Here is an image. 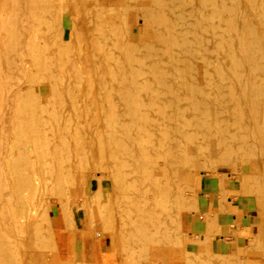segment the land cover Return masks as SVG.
<instances>
[{
	"label": "bare ground",
	"instance_id": "6f19581e",
	"mask_svg": "<svg viewBox=\"0 0 264 264\" xmlns=\"http://www.w3.org/2000/svg\"><path fill=\"white\" fill-rule=\"evenodd\" d=\"M85 1H98V3H100L99 1L101 0ZM80 2L82 3V1ZM24 3L30 5V9L26 10L28 11V14H26V18H23V15V17H17V14L23 10L24 7L22 5H24ZM51 3H53V1L51 2V0H0V22L5 21V23L7 24H4L6 26L5 28L3 27L4 25H1L2 28L0 27V29L4 30H0V264H32L30 258L26 259L21 254V249L23 250L25 245V238L29 234L28 228L30 225V220L38 210L36 208H38L39 206V209H41L44 214L49 215V209L52 203H54V200L52 202L48 201L50 195L53 196V198L56 197L58 198V200H60V203L58 204L59 212L57 223L61 227L66 228L70 225H76L78 220L77 213L73 210H70L69 204L63 202L64 199H62L66 195V185L72 182V180H75L76 174H82V178H84L85 173L83 171L86 169V166H89L87 172L90 171V166H94L95 160L98 159L100 160V163H102V167L100 166L102 178H100L99 180L97 178V184L99 185L98 198L103 204L101 205V207H98V209H101H99V211L97 210L96 214L99 213L100 215L99 218L102 221V226L100 225L101 228H104L110 234L101 237L100 235L97 236L93 231L94 235L97 236H95L97 239H93V245H91V247H93V255L96 258L106 255L104 252L105 239L110 241L112 248L115 250L122 238H127L130 241L132 239L134 241V238H136L139 240V242H141V246H143L142 252L146 254L143 250L148 249L149 255L147 256H151V254L153 255L154 253L155 246L158 247V245L166 242V239H164V241L162 240L163 235L168 230L171 231L172 229H175L173 227L175 226V224V227L178 228L179 224L177 225V222H180L181 220H174L173 222L169 221L168 223L170 224V226H168L169 224H165V222L162 220L161 211L164 212L165 216L168 215L167 213L171 214V210L169 209H171L172 207L177 211H180V209L182 211L184 207L186 208V206L184 205L188 204L189 207L191 200L194 199H192V194L190 196L188 195L189 200L184 198L185 196H182L183 192H181L180 190L181 186L178 185L179 183L175 184L176 182H182L181 180H185V182L190 180L189 176L180 170L178 162L181 161V156L186 155L195 168L198 163L197 161L199 160V158H201V155L203 156L205 150L209 148L206 139L210 138L211 140L210 135L206 136L207 138H204L205 144H203L204 140H201L203 145H200L199 142V144H195V142L197 141L196 137L195 140L192 138L196 133L192 132L193 135H191L190 137L188 136L190 135L188 134V131L190 130L191 132V130H194L195 132V130L198 129L199 125H201L200 127H202V125L204 124L211 125L214 121V117L208 113L206 104L204 103L208 93L205 90L203 84L214 80L216 86L217 76L215 74L217 72L215 73L213 69L214 66L220 65L217 64V50H220L225 58L227 57L226 59L230 61V72L228 73H230V76L236 79V84L238 85V94L241 96V98H246L247 101H249L250 106H248L247 110L244 112V118L246 119L247 123L250 124L252 130H256L257 132L261 133L260 136L264 134V118L261 119V117H259V113V116L256 117L257 114L255 116L253 111L255 109L254 101H258L256 99L261 100V98H253V96L262 97L264 95V0H149V5H145L147 8L143 6V9H146L144 10V22L146 28L148 25H151V27H153V31L151 32L153 37L155 38L153 40L157 41V43L160 45V47L154 46L153 48H155L154 50H159L163 53H161L165 57L163 59L160 58L156 53L157 51L155 52L154 50L153 51L158 55L159 58L152 59L151 56L153 57V55L155 54L151 55V53H149L150 48L149 50L147 49L148 52L144 51L146 54L149 53L151 55L148 59H145V56H147L148 54L145 55V53L143 52L142 56L145 55V58L143 59H140L138 55H132L130 52L129 53L132 56H130L129 54L125 56L123 53H128L126 51L130 50L126 49H131L133 45L129 42L126 48L123 46L124 44H121L118 38L117 39L120 42L119 46L122 45L121 48L126 50L125 52L123 50V53L119 51L120 49L118 50V52H121L123 56H117L116 51L113 52L111 49H109V51L111 50L113 53L111 51L110 54L107 53L109 52L108 50L105 53V50H102L105 53L103 54L101 53V50H99L100 45L96 49L100 51L101 55H94L93 52L95 50H90V47L88 46V49L92 51V55H89L86 48L83 47L87 44L86 41H81L78 46L73 45L71 43V33L66 35V33H64L62 30H53V25L55 24V27L57 26L56 22L51 26L49 25V22H47V20L45 22L46 25L48 24L46 28L48 26H51L53 27L52 30L55 31V33L58 32L57 36L53 32V36H56L53 39H55V41L57 40V43L55 45H57L58 43H60L61 46L64 45L71 47L73 45V48L71 47L72 50H70L68 52V55L66 56L67 60L64 59L65 61H61L62 59L60 56V61L59 59L56 60V58H58L54 55L56 53H52L53 51H49L51 43L48 44L50 45L49 47L44 43L41 44L38 37L37 39L39 40L41 47L39 46L40 48H38L36 46V44L38 45L39 43L38 41L36 42V40L33 38L34 32L35 35L38 34V32L39 34L41 33V36L42 31H44L45 29H38L37 27H39L40 25L36 23L35 24L37 25V27L35 24H33V26L38 29V32L34 31L35 29L33 28V26L32 29L34 32L32 31V29H30L31 23L37 20L39 21L40 19V21H43V19H46L47 15H50L48 13H52V11H54L56 9L55 7L57 6L59 7L58 10L60 9L59 11L61 12L60 5L66 4L64 2V4L60 2V5L57 3V6L53 7V4L51 6ZM242 3H244V7L242 6ZM96 6L97 7L94 8H98V4ZM52 7L54 8V10L51 9ZM101 8L102 7L94 10L92 14H90L91 17H94V20L97 21V23L100 20H103V17L105 16L104 14L109 13H103L104 9L102 10ZM107 8L109 9L108 6ZM133 8L131 7L130 9ZM124 9H122V11H124ZM58 10L56 12H53V16L54 13L58 12ZM136 11L138 10L136 9ZM60 12H58V14L61 15ZM84 12H86V10ZM84 12H82V14H84ZM88 12L90 13V11ZM125 13L127 12H124V14ZM110 14L108 17L111 16ZM60 15H57L55 19L57 18V22L61 23ZM27 16L29 18H27ZM123 16L125 17V15ZM80 17V19L84 20L81 15ZM124 17L121 18H123L124 20ZM141 18L143 19V17ZM87 19L89 20L90 16H88ZM114 19L116 20V18ZM142 19L141 22H143ZM38 21L37 23H39ZM110 21H112V19ZM114 21L112 22L113 26ZM89 22H91V20ZM134 22L136 23V20ZM82 23H84V21ZM103 23L105 25V22ZM123 23L125 22H122V26H125V24ZM219 23H221V25H218ZM40 24H42V22ZM106 24L108 23L106 22ZM117 25L118 24H116L115 26L117 27ZM97 26L98 25L96 24L95 27ZM79 27H81V25ZM95 27L91 26V28L93 29ZM104 27L105 26H103L102 28ZM110 27L109 29L106 28L105 32L109 33L110 35L117 34V36L114 35L115 40H117L116 37H119L118 34L122 35L121 33H119L120 29L118 31L114 30L116 29L115 27ZM119 27L120 26L118 25V28ZM148 27L149 29L151 28L150 26ZM226 27L230 28V31L229 28L227 29L229 32L225 31ZM56 29L59 28L56 27ZM81 30L79 34L83 32ZM96 30H99L98 27L96 28ZM113 30L114 32H111ZM89 31L92 32L93 30ZM89 31L88 34L90 33ZM116 31L117 33H115ZM45 32H43V34ZM39 34L37 36H39ZM50 34L49 36H47V39L46 37L43 38L46 39V41L43 40L45 41V43L48 41V39L52 40V37L48 38L50 37ZM79 34H77V36ZM95 38L96 37L94 36V41H91L93 43H95L96 41V44H98V38H96L97 40H95ZM82 40L84 39L82 38ZM121 41L123 43L122 38ZM117 43L116 45L114 44L116 50L119 48ZM152 43L154 44V42ZM99 44H101V42ZM93 45L94 47L97 46H95V44H92L91 48L93 47ZM145 45L143 43L144 47ZM53 46L54 45L52 43L51 49ZM101 46L103 47V44ZM147 46L149 47L150 45L148 44ZM156 47L159 49H157ZM97 50L95 51V53L97 52ZM157 55L154 57H157ZM134 57H138L140 60L138 58L135 59ZM76 62H79V64L81 65V70L77 66H75ZM225 65L226 62L224 64V69L226 68ZM223 72L226 73L225 71ZM224 73L221 74L224 76ZM40 75L44 79L38 80V77ZM220 79H222V76L218 79V82L221 81ZM227 80L231 81L230 79ZM231 82L230 84H232ZM227 86L229 87V85ZM211 89L213 91L216 90L213 88ZM229 89L226 90L227 94L223 91L225 93L223 97H226L222 98V109L224 111H226L227 106L228 108L230 107V98L233 97V95L231 96V92L229 91ZM46 90L51 94V97H49L50 95L48 97L53 99L48 101L45 100L46 102L43 103L44 99H48V97L43 96V93ZM52 94L56 97L52 96ZM189 95H192L196 98V100L190 101L191 103L189 102V105L192 104V106L195 107L196 110L198 108L203 113V116L201 115L203 118L200 120H196V122H189L184 118L185 112L183 108L185 102L189 101L187 99ZM235 95L232 98L233 100L236 97ZM234 101V106L238 107L235 104H240L239 100L237 103H235L236 101ZM110 103H112V105ZM243 103L245 104L246 102ZM259 104H261L258 105L261 108L262 102H260ZM241 105H239L240 108ZM258 108L255 109V112H258L256 111L258 110ZM262 108V111L264 112V107ZM193 109L194 108H192V110ZM230 109L233 110V107ZM239 109L234 110L236 112H240L242 108L240 110ZM92 111L96 115H102V121L99 122H101V124L103 122L104 126H106V129L104 127L99 128L98 125L96 127H98L99 129H96L94 127L96 119L94 118V120L90 118V120L92 119L91 122H94L93 127L96 130L94 131L92 129V131L91 129H86L89 131L84 134L83 129L86 127L89 128L88 126L90 124L88 125L89 120L87 118L89 112ZM262 111L261 113H263ZM238 113L237 116L239 115ZM231 115L230 130L231 132L232 130L233 132L234 130L239 131L241 128L237 130L238 126H240V124H238V120H240L243 115L241 114V116L239 115V117H237L236 114H233L234 116ZM172 116L176 118V137L169 136V133L173 131L170 130L173 127L171 125ZM255 118L258 119L256 120ZM85 122H87L88 126L84 124ZM241 126L243 127V125ZM225 127L223 126L224 129ZM244 127L246 128V124L244 125ZM80 128L83 131H81L83 133V137L81 136L82 138L78 142H76V144L75 142L72 143L74 141L72 138L77 134V131L78 129L80 130ZM220 129V131H222V127ZM100 130L103 131L99 132ZM217 132H219V130H217L215 134H217ZM78 133L80 132L78 131ZM253 133L251 134L253 135ZM237 134H239L240 136L243 133L237 132ZM245 134L246 133H244L243 135ZM243 135L241 138L244 137ZM77 136H79V134ZM77 136L75 137L77 138ZM186 136H188L189 139H193L194 143L188 142L189 139L186 141L184 138ZM213 136L214 134L212 133V138ZM247 136L244 138L246 139ZM200 137L202 138V136ZM230 137H232L231 134ZM235 137L236 136L232 137L233 139H231L230 143L233 141L234 143L236 142L237 145L234 144L235 149H237V146L238 148L242 147L243 144L241 143V145L240 141L238 140L240 138ZM262 139L263 138H261V140ZM254 140L256 141L255 143H258L256 139ZM225 141L222 143L223 145L227 143H225ZM238 141L241 146H239V144L237 143ZM204 145H206V147ZM226 145L228 146V144ZM262 145L264 146L263 142L260 145L258 143L257 147L261 146V148H264ZM212 146L211 148H213ZM227 146L222 147H224L225 149V147L227 148ZM250 146L248 147L252 149V146ZM231 147L232 146L228 148ZM256 148L254 147L253 150L257 151ZM214 149L216 148L211 149V152ZM232 150V152L236 151L234 149ZM231 151L229 150L230 153ZM37 152H42V155L44 153L43 160L41 162L34 163V161L37 162L36 159L34 160L35 154H37ZM213 152L212 154L215 153ZM224 152L226 154V151ZM239 152H241V154L238 153V155H242L243 151ZM259 152L258 154L256 153L255 156H259ZM228 154L226 155V157L228 156ZM247 155H251V158L252 156H254L250 152H248ZM36 156L38 157V155ZM204 156L206 155L204 154ZM210 156L212 155H208V158H210ZM204 158L206 159V157ZM242 158L243 159L240 160H245L246 162L247 158L249 157L246 158L245 156L246 159L244 157ZM213 159H207L204 163L213 164L215 163V158ZM236 159L234 157V160ZM94 170L97 171L96 169ZM262 176L263 175H261V177ZM261 177L260 179L263 178ZM72 183L73 186L76 187L74 185V182ZM104 183L108 187V189L111 190V193L106 197L103 196L102 191ZM172 184H174L173 186L177 185L175 188L176 190L174 188L171 189L173 193L175 192L173 194V198L170 196V188ZM262 185L264 186V184ZM67 189L69 190V188ZM259 189H261V187ZM81 195L84 196V200H87V197L83 192ZM68 196L65 198V200L68 198ZM72 196L75 197V195L73 194ZM167 196L171 197L172 200L170 198L168 199ZM81 197L80 199H82ZM84 200H82V202ZM167 200H171L172 202L170 203V201ZM67 201L68 200H66V202ZM87 203L88 202H86V205H89ZM171 204L174 205L170 207L169 205ZM89 207L87 206V208ZM89 210L92 209L90 208ZM186 210L188 211L189 209H184V211ZM34 211L36 212L34 213ZM86 212L87 211H85V213ZM89 212L90 211H88L87 214H89ZM93 212H95V210H93ZM183 214H185V212ZM43 217L44 216H42V218ZM35 219H41V217ZM88 220H90V216ZM212 220H216V218H213ZM216 221L220 223V217H218ZM89 222H91V220ZM95 222V224H97L98 220H95ZM32 226L33 228L38 227L35 226V223L32 224ZM180 227L183 226H179V228ZM95 228H93V230ZM104 229L101 231H104ZM247 229V227H241L239 230L240 236L248 234ZM169 234L170 233L167 234L168 236H166V238L171 239L172 237L170 238ZM70 239L71 247L69 246L70 249H66L68 252L67 254H69V258H71L70 250L72 249V238ZM38 241L42 243L44 240L42 242L40 240ZM124 241L125 240H122L123 244ZM144 241H146L149 247H145L146 245H143ZM134 242L136 243V241ZM67 243H64V245H67ZM122 243L120 245H122ZM132 243L133 242H131V244ZM61 244L58 246H62ZM173 244L174 243H172L171 245L172 249ZM168 245H170V243ZM86 246L88 247V243L86 244ZM128 247L129 244L126 246V248L128 249ZM165 247L167 249L170 246L166 245ZM160 248L162 247L160 246ZM127 249L124 251L126 252ZM42 250L44 251L46 249ZM134 250L135 249H133L132 252ZM198 250H200V248ZM157 251H155V253H157ZM41 253V256H43V252ZM134 253L132 254L134 255ZM163 253L161 254L163 255ZM24 254H26V252ZM138 256L139 258L142 257V255ZM163 256L168 257L166 255ZM54 257L56 258V255ZM155 257L154 259H159L158 257ZM165 257L163 259H165ZM44 258L42 259L44 260ZM130 258L128 256L129 260ZM50 259L48 260L51 261ZM166 260L168 259L166 258ZM227 260L228 259H226V261ZM54 261H58L59 264H61L60 262L64 264V262L66 263V261L71 262V259L66 261H60L56 259ZM123 261L127 262L125 258ZM70 262H67L66 264H69ZM158 262L159 260L157 261V263ZM191 262L193 263V261ZM77 263L81 264L80 262ZM99 263H101V261Z\"/></svg>",
	"mask_w": 264,
	"mask_h": 264
},
{
	"label": "rangeland",
	"instance_id": "374dc122",
	"mask_svg": "<svg viewBox=\"0 0 264 264\" xmlns=\"http://www.w3.org/2000/svg\"><path fill=\"white\" fill-rule=\"evenodd\" d=\"M52 1H53V3H51V6L53 4V7L57 6L56 4L57 3L59 4L60 2L66 3L65 5H62V4L60 5L59 4L61 6V12L59 11L60 9L58 10V8H59L58 6L55 7L58 10V12L61 13V15L58 14V12H57V13H54V16H53V12H56L57 10L56 9L54 10V8L52 7L51 9L54 10V11L50 10V11H52V13L51 12L48 13L50 15H47L46 19H43V21H40L41 20L40 19L39 21L37 20L39 23H37V21L31 23V26H30L31 28L30 29H32V26L35 23L40 25L39 27H37V25L35 24L38 29H43V30L44 29L45 30L47 29L46 32H45V30L42 31V35L40 36L41 33L39 34L38 29L35 28V26H33V28L35 29L34 31H37L38 34H39V36H37L38 34L35 35V32L32 29V31L34 32V35L37 36V37H35L33 35V38L36 40V42L38 41L39 44L38 45L36 44V46L38 48H40L41 47L40 45L43 44V43L46 44V45H48L49 43H51V46H52V43H53V45H54L53 47L54 48L52 47V49H51V46L50 45H48V47L50 46L49 47V49H50L49 51H51V52L53 51L52 53H56V54H54L55 56L58 57V58H56V60L59 59V56L62 59L61 61H63L64 59L67 60V57L66 56L68 55V52L70 50H72L71 47L73 48V45H75V46L77 45L78 46L81 43V41H86L87 42V44L85 45L86 47L85 46H83V47L86 48V50L88 51L89 55L91 54L92 51H94V50L96 51L97 50L96 48L99 47V45H100V47H99L100 49L99 50H101V53H103V54H105L107 50L109 51V49H111L113 52L116 51L117 56L118 55L119 56H123V54L126 56L127 54L130 55V53H131L134 56L138 55L140 59H143L145 57H146L145 59H148L152 54H155V55H153V57L158 54L160 58H162V59L165 58L164 55H162L163 54L162 52H160L159 50H154L155 48H153L154 46L160 47V45L157 43V41L153 40V39H155L153 37L152 33H151L153 31V27H151V25H148V26L151 27L149 29L148 26H147V28L145 26V22H144V13H145V11L144 10H146V9H143V8L144 7L147 8L146 6L149 5V0H145V1L144 0H135L136 2L134 0H123V1L122 0H101V1H99L100 3H98V1H93V2L87 1L86 2L85 0H74V1H71V0H62V1H59V0H51V2ZM55 1H56V3H55ZM65 1H68V2H65ZM80 1H82V3ZM117 1H119V2H117ZM95 2H97V3H95ZM76 3H79V4H76ZM126 3H127V5H126ZM97 4H98V8H94V7H97L96 6ZM242 4H243L242 6L244 7V3H242ZM24 5H22V6L25 8L28 4L24 3ZM130 5H131L132 8L133 7L136 8L138 11H136V9H134V8L133 9H130L131 8ZM29 6L30 5H28L26 7L27 9L26 8L24 9L22 7L23 8V10H22L23 12L22 11L19 12L17 14V17L23 15L24 17L23 16L22 17L23 18H26L25 16H26V14H28L27 13L28 11H26V10L30 9ZM64 6H66V7H64ZM82 6H85V7H82ZM86 6H87V8H86ZM107 6L109 7L110 10H112V9L113 10L110 11L107 8ZM120 6H121V8H120ZM124 6H126V7H124ZM100 7H102L101 8L102 10L104 9L103 10V13L104 12L105 13L109 12V13L104 14L106 17L104 16L103 17V20H100L97 23V21L94 20V17H91L90 14H92V12L94 10L99 9ZM111 7H112V9H111ZM122 9H124V11H122ZM141 9H143V10H141ZM85 10H86V12H84ZM139 10H141V11H139ZM88 11H90V13ZM82 12H84V14H86V15L82 14ZM124 12H127V13L124 14ZM110 13H112V14H110ZM121 13H123V14H121ZM29 14H30V12H29ZM109 14L111 15L110 17H108ZM57 15H60V17H61V23L60 22H57V18L55 19V17ZM80 15L83 17L84 20L80 19L81 18ZM118 15L119 16L121 15V16L119 17ZM123 15H125V17ZM138 15H140V16H138ZM88 16H90V19L89 20L87 19ZM114 16H116V17H114ZM113 17L116 18V20ZM121 17H124V20ZM141 17H143V19ZM27 18H29V17L27 16ZM111 19H112V21H110ZM118 19L120 20V23H119V20ZM141 19H142V21L144 23L141 22ZM90 20H91V22H89ZM135 20H136V23L134 22ZM46 21L49 22V25H51V26L56 22V25H57L56 27L59 28V29H56L55 24L53 25L54 28L51 27V26L50 27L48 26L49 28L48 27L46 28V26L48 25V24L46 25V23H45ZM83 21H84V23H82ZM113 21H114V26L112 25L113 24L112 23ZM121 21L122 22H125V23H123V24H125V26H122V22ZM41 22H42V24H40ZM95 22L98 25L97 27H98L99 30H96L97 27H95V25H96ZM103 22H105V25H104ZM106 22L108 24H106ZM43 23H44V25H43ZM115 23L118 24L120 27L118 28V25L116 27L115 26L116 25ZM4 24L7 25L5 23V21H1L0 22V27H1V25H4ZM5 25L3 26L4 28L6 27ZM80 25H81L82 28L79 27ZM218 25H221V23H219ZM91 26L92 27L94 26L95 28L93 29V28H91ZM103 26H105L104 27L105 29L102 28ZM110 26L113 27V28L115 27L116 29H114V30H118L119 31V29H120V32L119 33L122 34V35L118 34V36L120 38L119 37H116L117 34H114V35H116L115 36L116 39L118 38L122 45L124 44L123 45L124 47L127 48V44L129 42L132 43V45H133L132 48L131 49H128V48L126 49V50H130V51H126L125 49H122L121 48L122 45L119 46L120 42L118 41V39L115 40L113 34L110 35L109 33H106L105 32L106 31V28L109 29ZM122 27H124V28H122ZM52 28H53V30H56V31L57 30H59V31L62 30L64 33H66V35H68V34L71 33V35H72V37H71L72 38L71 39L72 40L71 43L73 45L70 47V46H64L62 44L63 46H61V44L58 43L59 45L57 44L58 45V47H57V45H55L57 43V40L55 41V39H53V38L57 36V33L58 32L55 33V31H53ZM80 28L81 29L84 28V29L81 30ZM144 28H145L146 31L144 30ZM228 28L226 27V30H225V28H224V30L225 31H228L227 30ZM49 29H50V31H49ZM72 29L75 32H73ZM0 30H2V29H0ZM80 30L83 31V32L79 34ZM89 30H93V31L90 32ZM114 30L111 31V32H114ZM124 30H126L128 32H126ZM2 31H4V30H2ZM88 31L90 32L89 34H88ZM229 31H230V28H229ZM40 32H41V30H40ZM43 32H45L46 35H45V33L43 34ZM53 32H54V34H56V36H53L54 35ZM84 33L85 34L87 33V34L85 35ZM99 33H101V34H99ZM115 33H117V31ZM49 34H50V37H48V38H51L52 37V40L55 41V42H53L51 39H48V41L45 43V41L47 39V36H49ZM75 34H76V36H75ZM77 34H79V35L77 36ZM106 35H108V36H106ZM123 35H124V37H123ZM92 36L93 37L95 36L96 38H98V42H97L98 44H96V41H95V43L92 42V41H94V39H93ZM45 37H46V39H43ZM101 37H103V38H101ZM37 38L40 40L41 44H40V42H39V40ZM82 38L84 40H82ZM96 38H95V40H97ZM105 38H106V40H105ZM121 38L123 39V43L121 41ZM43 40H45V41H43ZM114 40H115V42L116 41L119 42V43L116 42L117 45H118V47H119L117 50H116V48L114 46V44L116 45V43L114 42ZM151 40H152V42H154V44L151 42ZM89 42H91L92 44H95V46L96 45L97 46L94 47V45H93V47H92L93 49H92L91 48L92 44L89 43ZM100 42H101V44H99ZM113 42H114V44H113ZM142 42L144 43V45L146 44L145 45L146 48L143 46V43ZM147 43L150 45L149 47L147 46L148 45ZM150 43H152L153 46ZM102 44H103V47L101 46ZM125 44H126V46H125ZM88 46L90 47V50H92V51H90L88 49L89 48ZM104 47H106L107 49L104 48ZM55 48H57V49H55ZM66 48H68V49H66ZM102 48H104V49H102ZM139 48L141 49V51H140ZM149 48L152 51H150ZM59 49H61V50H59ZM62 49H64V50H62ZM147 49L149 50V53H151V55L149 53H147L148 55L145 53V52H148ZM157 49H159V48H157ZM55 50H56V52H55ZM66 50H67V52H66ZM102 50H105V53ZM118 50L121 51L122 53H123V50H124V52L126 51L128 53H126V54L123 53L122 54L121 52H118ZM153 50L155 52L157 51L156 52L157 54ZM95 51L93 52L94 55H101L100 51L97 50V52H99L100 54L97 53V52H96L97 53L96 54ZM110 51L107 52V53L110 54L112 52V51L111 52ZM142 52L145 53V55H147V56H145V55L142 56V54H143ZM132 55H130V56H132ZM158 55H157V57H154V58L151 56V58L152 59H158L159 58ZM134 58L137 59L138 57H134ZM224 58H225V56L221 53V51L220 50H217V60H218L217 64H220V65L214 66V69H213L215 71V73L217 72L215 74L217 76V78H216L217 79L216 86H215L214 80L209 81L208 83L203 84L205 90L208 93L207 96H206L207 98L204 101V103L206 104V109H207L208 113L214 117V121H213V123L211 125L204 124V125H202V127H200L201 125H199L198 129H196L195 132H194V130H191V132L189 130L188 131V134H190V135L187 134L188 136L191 137V135H193L192 132L193 133H196V134L193 135L192 138L195 140V137H196V140L197 141L195 142V144H197L199 142L200 145L202 144V141L201 140H204V138H207L206 136L210 135L211 140H210V138L209 139L208 138L206 139V142L209 145L208 146L209 148H207V149L205 148L206 150L209 149L208 150L209 152L205 150L204 154L206 156H204V154H203V156L201 155V158H199V160L197 161L198 163H197V165H196L195 168L193 167V164H191V162L189 161L188 156H186V155L181 156V161L178 162L180 170L183 171L186 175H188L189 178H190V180L187 181V182H185V180L184 181L181 180L182 182H176L175 184H178L179 183L178 185L181 186L180 187V190H181V192H183L182 193V196L183 197L185 196L184 198H186L187 200H189L188 198L192 194L193 195L192 199L193 198L194 199L191 200L192 203L190 202L191 205L189 204V207H188V204H185L184 206H186V208L184 207L182 211H181V209H180V211H177L176 209H174L172 207L174 204L173 205L172 204L169 205L170 207H172L171 209H169V210H171V214L167 213L169 216L168 215L165 216L164 212L161 211L162 220L165 222V224H169L168 223L169 221L170 222L171 221L173 222L174 220L178 221V220L181 219L180 222H181L182 225L178 221L179 222V223L177 222V225L179 224L178 225V228L175 227L176 226V224H175V226H173L175 229H172L171 231L168 230L166 232L167 234L170 233L169 236H170V238L172 237L171 239L166 238V236H168V235L165 233L163 235L162 240L164 241V239H166L165 240L166 242H163L164 245L161 244V245H158V247L155 246L154 253H155V251L158 250V248H159V250L155 254L152 251L153 255L151 254V256H147V255H149V253H148L149 250L148 249L143 250L146 254H144L142 252L143 246H141L142 245V244H140L141 242H139V240L136 239V238H134V241H136V243L133 241V239L130 241L127 238L126 239L125 238H122L120 240L121 242L119 241V243L117 245V248L115 250L112 248L110 241L107 240V239H105L104 252H105L106 255L100 256L98 258H96L93 255V252H92L93 247H91V245H93V243H92L93 239L96 240L97 239L96 237L98 235H100L102 237V236H105L107 234L108 235L110 234L104 228H101V226H102L101 222L102 221L99 218L100 215H99V213L96 214L97 213V210L99 211V209H101V208L98 209V207H101V205L103 204L99 200V198H98L99 197V188H98L99 185L97 184L98 183L97 178H98V180L100 178H102V175H101L102 173H101V169H100L102 167V163H100V160L98 159V160H95V164L97 162V164H96L97 166L95 164L92 167L90 166V171L91 172L90 171L87 172V169H89L88 168L89 166L88 167L86 166V169L83 171L85 173V177L84 178H82V174H78V175L76 174V176H75V180L76 181L75 180H72V182H74V185L76 187L73 186V183L72 182H70L72 184L68 183L69 185L68 184L66 185V195L62 199H64L63 202L69 204V209L70 210H73V211H75L77 213L78 220H77L76 225L75 226L70 225L69 227L66 228V227H61L57 223V220H58V212H59V205L58 204L60 203L59 202L60 200H58V198H56V197L53 198V196L50 195V197H52V198L49 197L48 198V201H51L52 202L54 200V203H52V205H51V207L49 209V215L44 214L41 211V209H39L40 207L38 206V208H36V209H38L37 212L34 211V213L36 212V214H34L33 217H32V219L30 220V225H29V228H28L29 234L25 238V245L26 246L24 245L23 250L21 249V254L24 256V258H26V259L30 258L32 264H40V263H42V264L43 263L44 264H57L58 261H54L56 259L57 260H60V261H63V260L66 261V260L71 259V262L70 261H66V263L67 262H70L69 264H78L77 262H80L81 264H93V263H96V264L97 263L98 264H102V263H104V264H123V263L126 262V261L125 262L123 261L124 258H125V260H127L128 264H131L132 262H133L132 264H185V263L186 264H204V263H206V264H219V262H220V264H264V188H263L264 186L262 185V184H264V182H263L264 181L263 180V178H264V163H263L264 162V156H263L264 155V153H263L264 152V148H261V146H258L257 147L258 143H259V145L262 142L264 143V140H263L264 139V137H263L264 134H262V136H260L261 133L257 132L256 130H252L251 127H250V124H248L247 121H246V119L244 118V112L247 110V107L250 106V104H249V101H247L246 98H241V96L238 94V85L236 84L237 83L236 82V79H234L232 76H230V73H228V72H230V68H229L230 65H231L229 63L230 61L228 59H226L227 57L225 59ZM59 61H60V59H59ZM225 62H226V65H225L226 68L224 69ZM75 66H77L79 69L81 67V65L79 64V62H76L75 63ZM198 66H200V65H198ZM220 66H221V68H220ZM217 69H218V71H217ZM227 69H228V71H227ZM231 69H232V67H231ZM223 71H225L226 73H224ZM221 73L222 74L224 73V76ZM225 75H226V78H225ZM218 76H220V77H218ZM221 76H222V79H225V80L220 79L221 81L218 82V79L221 78ZM227 76L230 77V78H228ZM39 77H38V80L44 79L43 77H41V75ZM227 79H230L231 81L232 80L233 81L231 82V81H228ZM225 82H226V85H225ZM230 82L232 84L233 83L234 84L232 85V84H230ZM227 85H229V87ZM230 85H231V87H230ZM211 88L216 89V90L213 91ZM231 88H234V89H231ZM227 89H229V91L231 92L230 93L231 96L233 95V97H234V95L237 94L235 96L236 97L238 96L237 97L238 99L235 97L236 98V100L234 98V100L236 101L235 102L232 99L233 97H231L230 98V102L231 103L229 104L230 107L228 108V106H227L226 111H224L222 109V105H223L222 98H226V97H223V96L225 95ZM231 90H233V91H231ZM234 90H235V92H234ZM43 96H46V97L49 96V97H51V94L46 90L43 93ZM52 96H55V95L52 94ZM49 97H48V99L47 98L44 99L43 100V103L46 102L45 100L48 101V100L53 99V98H49ZM253 98H261V100L260 99H256V100L262 102V107H264L263 106V104H264V95L262 97H255V96H253ZM187 99L189 101H186L185 102V105H184V108H183V110L185 112L184 113V118L187 121H189V122H196V120L202 119L203 118L202 117L203 116L202 111H200V109H198V108L196 110V108L193 107L192 104L189 105V102L196 100V98L194 96H192V95H189ZM238 100H239L240 104L237 103ZM233 101L235 103H237L235 105H237L238 107L234 106ZM258 101H256V102L254 101V106H255L254 108L255 109H257L259 107L258 105H261V104H259L260 102H258ZM243 102H246V103L244 104ZM110 104L112 105V103H110ZM243 104H244V106H243ZM239 105H241L242 110L240 112L238 111L239 112L238 113L235 110H238L240 108ZM231 106L233 107V110L230 109V108H232ZM262 107L261 108L259 107L260 109L258 108V110H256L258 112H255V109L253 110L254 111V115L256 116V114H257L256 117H258L260 115L259 117H261V119L264 118V112L262 111L263 110ZM192 108H194L193 109L194 111L192 110ZM261 111L263 113H261ZM92 112H89V115H88V118H87L89 120V121L87 120L88 121V125L89 124L90 125L88 126L87 125V122L84 123V124H86V126L89 127V128L86 127V128L83 129L84 134L87 131H89V130H86V129H91V130L93 129L95 131L96 129H99L100 127H102V128L103 127L104 128L106 127V126H104V123L103 122H102V124H101V122H99V121H102V115H96L94 112L93 113ZM232 113L234 115L236 114V116H237V113L240 116H241V114L243 115L242 116L243 119L241 118L240 120H238L239 121L238 124H240V126H238L237 130L240 129V128L241 129L239 131H235L234 130V132L232 130L233 135L240 138V139H238L240 141V144L241 143L243 144V145L241 144L242 147H239V148H238V146L236 147L238 149V152H237V149H235V145H237L236 142L234 143V141H233V142H231L232 144L230 143L231 139H233L232 137H234L232 135L231 130H230V115ZM258 113H259V115H258ZM233 114L231 116H234ZM239 115L237 117H239ZM90 118H92V119L95 118L97 120L96 121L94 119L95 120V126L93 125L94 122L93 121L91 122L92 119L90 120ZM98 119H100V120H98ZM255 119L257 120L258 118H255ZM129 120H132V119H129ZM175 120H176V118H174V116H172L171 125L173 127L170 130H173V131H171L169 133V136L170 137H176L177 136L176 131H175V130H177L176 129V122H175ZM244 123L246 124V128L244 127V125H245ZM247 124H248V126H247ZM97 125L99 126V128L96 127ZM241 125H243V127ZM223 126L224 127L226 126L225 129L223 128ZM90 127H92V128H90ZM221 127H222V131H220L221 130L220 129ZM228 128H229V130H228ZM243 129H244V131H243ZM245 129H248V130H245ZM215 130L216 131L219 130V132H217V134H215L216 133ZM227 130H228V132H227ZM78 131L80 133H78ZM78 131H77V134L75 136H77L78 134H79V136H77V138L74 136L72 138L74 140V141L72 140L73 141L72 143L75 142V144H76V142H78L83 137V133H82L83 131H82V129L80 128V130L78 129ZM102 131L103 130H100L99 132H102ZM247 131H248V133H247ZM250 131H252V132H250ZM210 132H211V134H210ZM237 132L238 133L241 132L243 134L246 133L245 135L242 134L244 137H246L249 134V132H250V134H249L250 136L249 135L247 136V138H249V139H247V138L245 139L244 137L241 138L242 135L239 136V134H237ZM253 132H255V133H253ZM212 133L214 134L213 138H212ZM251 133H253V135ZM230 134H231L232 137H230ZM188 136H186L187 138L184 137L186 141L189 139ZM197 136H198V138H197ZM200 136H202V138ZM78 137H80V138H78ZM227 137H229V138H227ZM74 138H76V139H74ZM221 138H222V140H221ZM250 138L251 139L252 138L256 139L258 141V143H255L256 141L254 139L251 140ZM261 138H263V139L261 140ZM193 139H189L188 142L194 143L193 142L194 141ZM225 139H226V141H225ZM75 140H77V141H75ZM219 140L221 141V143H220ZM223 140L225 141V143L227 142L226 144H228V146L226 144H224V145L222 144L224 142ZM239 141L237 142L238 144H239ZM204 142H205V140L203 141V144H205ZM212 142H214V143H212ZM246 142H247V145H246ZM195 144H193V145H195ZM210 144H211V146L213 145L212 146L213 148H216V149H214L215 151L213 150L215 153L212 151L214 154H212V152H211V149H213V148H211ZM229 144H231V145H229ZM240 144H239V146H241ZM216 145H217V147H216ZM204 146L206 147V145H204ZM222 146H227V148L225 147V149H224V147H222ZM230 146H232V147L231 148H228ZM248 146H250L252 149H250ZM253 146L255 148L257 147L256 148L257 151L253 150V148H254ZM247 148H249L250 150L247 149ZM232 149H234L236 151L235 152H232L233 151ZM239 149H241V150H239ZM229 150L230 151L232 150L231 153L229 152ZM252 150H253V153H252ZM259 150H260V152H259ZM224 151H226V154H225ZM239 151H243V153H242L243 156L242 155H238V153L241 154V152H239ZM42 152H39L40 154L38 152H37V154H35L34 160L36 159L37 162L34 161V163H38V162H41L43 160L44 153L42 155ZM246 152L247 153L250 152L254 156H255L256 153L258 154V152H259V156L256 155L257 157L256 156L255 157L252 156V158H251L250 157L251 155H247ZM209 153L212 155V156H210V158H208V155H210ZM228 153L231 154V159H230V154H228ZM227 154H228V156L226 157ZM36 155H38V157ZM41 155H42V158H41ZM240 156H242L244 158L246 156V158L247 157H249V158H247V160L245 162V160H240V159H243ZM204 157H206V159ZM234 157H235V159L236 158L237 159L234 160ZM213 158H215V163H213V164H210L209 163L210 165L208 163H204L207 159H213ZM201 161H203V162H201ZM213 162H214V159H213ZM232 162H234V163H232ZM94 169H96L97 171H95ZM92 174H93V177H92ZM259 174H260V176H259ZM257 175H258V177H257ZM261 175H263L262 176L263 178L261 177ZM90 177H92V178H90ZM253 177H255L256 179L253 178ZM260 177L262 179H260ZM81 178H82V180H81ZM255 180H257V181H255ZM206 182H208V183H210V184L213 185L211 187L210 191L207 192L208 194L206 192H204V191H208L209 190V187H208V185H207ZM173 185L174 184H172V186L170 188V192H171V195L170 196L172 198H173V194L175 192L173 193V191H171V189L172 188L175 189L176 186H177V185H175V186H173ZM70 186H71V188H70ZM189 187H190V190L191 191L189 190ZM260 187H261V189H259ZM67 188H69V190ZM72 189H74L75 191L72 190ZM96 190H98V191H96ZM102 191H103V196L104 197H106L108 194L111 193V190L108 189V187L105 185V183L103 184V190ZM82 192L87 197L86 198L87 200H84L83 199L84 196L81 195ZM170 192H168V193H170ZM68 193H70V194H68ZM71 193L73 195H75V197L76 196L77 197L76 198L73 197ZM68 195L71 196V197H69ZM67 196H68V198L66 200H68V201L66 202L65 198ZM80 197L82 199H80ZM167 197H168V199L169 198L171 199V197H169V196H167ZM82 200H84L83 202L85 203V205L82 202ZM171 200H167V201H170V203H171L172 202ZM207 201L209 202L207 205L209 206L210 210L208 211V214H204V215L201 216L200 215V206H202V204H205ZM228 201H231L232 202L230 204V206H233V209H234L233 211H232V209H229V211H228V209H227V206H228L227 202ZM86 202H88L87 204H89V205H86ZM212 202L215 203L216 206L218 207V209H216V208L213 209L214 210L213 214H212L213 205H211ZM97 204L100 205V206H98ZM87 206L88 207L90 206V207L87 208ZM84 208H86V209H84ZM90 208L92 210H89ZM184 209H189V210L188 211L187 210L184 211ZM93 210H95V212H93ZM169 210H168V212H169ZM85 211H87V212L85 213ZM88 211H90L89 214H87ZM183 211L185 212V214H183L184 213ZM39 213L40 214H43V215H40ZM91 215H92V217H95V218H92ZM94 215H96V216L98 215L97 218ZM42 216H44V217L42 218ZM89 216H90L91 222H89L90 220H88L89 219ZM231 216H234V218H236V221L235 222H231V224H230V221H231L230 220V217ZM40 217H41V219H35V218H40ZM194 217H198L199 218L198 221H201V223L204 226V230L201 232V234H200V232H197L194 229V227H193L194 226V223H193ZM218 217H220V223H218L216 221ZM213 218H216V220H212ZM94 219L96 221L98 220L99 223L97 222V224H95L96 222H95ZM208 221H210V222H208ZM33 222L35 223V226H38L37 228L36 227L33 228V226H32V224H34ZM95 226H96L97 229L95 228ZM168 226H170V224ZM179 226H183V227H180L179 228ZM241 227H247L248 228L247 229L248 234H246V235L244 234V236L243 235L240 236L239 230H240ZM93 228H95V229L93 230ZM32 229H34V230H32ZM55 229L57 230V232H56ZM103 229H104V231H101ZM97 230L99 231V233L101 231V233L99 234ZM93 231L95 232V234L97 236L94 235V232ZM154 237H157V236H154ZM65 238H66V240H65ZM70 238H72V249L70 250V256H71V258H69V256H68L69 254H67L68 252L66 250L67 248L70 249V247H71L70 246V241H71ZM38 240H40L41 242L43 240L44 241L42 243H40ZM99 240H100V237H99ZM122 240H125L124 241V244L122 243ZM127 240H128V242H127ZM67 241H68V243H67ZM172 241H175V242H172ZM55 242H56V244H55ZM126 242L129 244V247H128L129 250L126 248V246L128 245ZM131 242H133V243L131 244ZM177 242H180V243H177ZM52 243H53V245H52ZM64 243H67V245L66 244L64 245ZM87 243H88V247L86 246ZM121 243H122V245H120ZM143 243H144L143 244L144 246L146 245L145 247H149V245H147L146 241H144ZM169 243H170V245H168ZM172 243H174L173 244V249H172V246H171ZM28 244H30V245H28ZM60 244L62 246H58ZM165 244L167 246H170L171 248L168 247L166 249V247H165L166 245ZM174 245H175V247H174ZM176 245H177L178 248L176 247ZM160 246L162 248L164 246V248L162 249V248H160ZM137 247H138L139 250L137 249ZM139 247H141V248H139ZM199 248H200V250H198ZM42 249H46V250L43 251ZM59 249H62V250H59ZM126 249H127V251L125 252L124 250H126ZM133 249H135V250L132 252ZM130 250H131V252H130ZM27 251H29V252H27ZM25 252H26V254H24ZM41 252H43V256H41V254H42ZM53 252H54V255H53ZM55 252H56V254H55ZM160 252L161 253L164 252L163 255H166L169 258L163 256ZM248 252H249V254H248ZM132 253H134V255ZM128 254H130V255H128ZM136 254H138L140 256L142 255V257L139 258V256L136 255ZM157 254L159 256H161L162 258L159 257ZM176 254H178V255H176ZM45 255L47 256V258H46ZM55 255H56V258L54 257ZM64 255H66V256H64ZM127 255L129 256V258L131 257L130 260L128 259V256ZM154 255L156 257H158L159 259H157ZM209 255L211 256V258H210ZM52 256L54 257V260H53V257ZM93 256H94V258H93ZM145 256H146V258H145ZM40 257H42V258L45 257V258L43 260ZM154 257L156 259H154ZM164 257H165V259H163ZM226 257H228V258H226ZM99 258L100 259L104 258V259L100 260ZM166 258L168 260H166ZM48 259H50L51 261H49ZM96 259H99L101 261V263H99L100 261L99 260H96ZM141 259H144V260H141ZM226 259H228V260L226 261ZM47 260H48V262H47ZM93 260H94V262H93ZM104 260H105V262H104ZM132 260H134L136 262H134ZM150 260L151 261L152 260H155V261H152L151 262ZM156 260L157 261L159 260V262L157 263ZM161 260H163V261H161ZM208 260H209V262H208ZM186 261H189V262H186ZM191 261H193V263ZM127 262L125 264H127ZM60 263L63 264L62 262H60ZM66 263L64 262V264H66Z\"/></svg>",
	"mask_w": 264,
	"mask_h": 264
},
{
	"label": "crops",
	"instance_id": "0c3cea01",
	"mask_svg": "<svg viewBox=\"0 0 264 264\" xmlns=\"http://www.w3.org/2000/svg\"><path fill=\"white\" fill-rule=\"evenodd\" d=\"M207 183V185H208V187H209V190L208 191H204V192H209L210 191V189H211V187L213 186L212 184H210V183H208V182H206ZM208 194V193H207ZM209 202L207 201L205 204H202V206H200V215L202 216V215H204V214H208V211L210 210V208H209V206L207 205ZM232 202L231 201H228L227 202V204H228V206H227V209H228V211H229V209H232V211L234 210L233 209V206H230V204H231ZM211 205H213V208H212V214H213V212H214V208H216V209H218V207L216 206V204L215 203H211ZM223 218V217H222ZM199 220V218L198 217H194V220H193V223H194V229L197 231V232H200V234H201V232L204 230V226H203V224L201 223V221H198ZM230 224H231V222H235L236 221V218H234V216H231L230 217Z\"/></svg>",
	"mask_w": 264,
	"mask_h": 264
}]
</instances>
